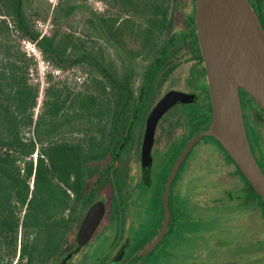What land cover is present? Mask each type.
Wrapping results in <instances>:
<instances>
[{
  "label": "flooded vegetation",
  "instance_id": "obj_1",
  "mask_svg": "<svg viewBox=\"0 0 264 264\" xmlns=\"http://www.w3.org/2000/svg\"><path fill=\"white\" fill-rule=\"evenodd\" d=\"M250 2L264 29V0ZM154 3L161 14L154 8L144 30L130 32L137 50L123 43L126 27L114 20L115 60L98 62L115 95L110 149L95 172L71 177L64 222L32 256L18 257L24 264H264V199L215 137L203 136L171 176L188 143L211 126L213 103L196 0ZM239 93L264 173V110ZM170 95L175 102L157 121L146 158L149 117ZM202 148L219 174H190ZM95 205L102 215L83 233Z\"/></svg>",
  "mask_w": 264,
  "mask_h": 264
},
{
  "label": "rangeland",
  "instance_id": "obj_2",
  "mask_svg": "<svg viewBox=\"0 0 264 264\" xmlns=\"http://www.w3.org/2000/svg\"><path fill=\"white\" fill-rule=\"evenodd\" d=\"M155 1L24 0L25 11L33 27L40 33V39H53V47L59 53L54 55L46 53L34 41L15 30L9 0H0V19H5L11 29L0 33V41L11 46L12 52L19 53L8 59L6 49L2 48L0 62L4 59V63L15 61L17 65L25 66V82L36 96L33 125L23 131L27 138H33L36 142L37 152L33 157L35 165L42 148L61 141L82 142L86 151L88 140L95 138L103 142L105 154L109 151L115 95L114 88L105 83L98 62L104 58L113 64L115 60L117 45L113 31L114 20L126 27L123 28V43L132 50H137L138 39L133 38L130 32H134L136 26H142L139 33L144 30L146 20L155 8ZM169 13L170 16L173 15L171 10ZM79 49L88 52L91 55L90 60L73 62L76 58L75 52ZM63 60H67L66 63ZM109 72L112 73L113 69ZM94 97L99 105L96 113L99 112L101 116L88 118L87 111L81 110L80 104L82 100ZM54 107L59 110L55 122L54 115L51 114ZM205 141L208 142L209 139ZM209 156L202 148L201 154L192 162L190 174H219L218 170L215 172L211 168ZM101 158L89 161L94 172L101 165ZM34 180V177L30 180L32 188ZM25 212L26 209L21 211V218ZM40 240L42 237L36 231L20 227L17 254L11 264H24L18 258L21 247L28 242L29 248L34 249ZM7 262V256L0 260V264Z\"/></svg>",
  "mask_w": 264,
  "mask_h": 264
},
{
  "label": "trees",
  "instance_id": "obj_3",
  "mask_svg": "<svg viewBox=\"0 0 264 264\" xmlns=\"http://www.w3.org/2000/svg\"><path fill=\"white\" fill-rule=\"evenodd\" d=\"M13 15L14 28L26 38L34 41L46 53L59 55L53 47V39L43 37L33 27L24 8V0H9ZM156 14L161 8L155 6ZM9 23L0 19V33L8 32ZM5 48L8 59L19 53L0 41V49ZM6 57V58H7ZM75 60H90L91 55L84 51L75 52ZM62 60V59H61ZM0 62V260L7 256V264L17 254L18 233L20 227L36 231L42 240H49L56 225L64 222L62 213L69 206L67 186L72 176L92 174L90 160L105 157L103 142L91 138L85 151L82 142L61 141L42 148L37 164L34 154L37 145L33 138H27L24 130L33 125V108L36 96L27 86L23 67L17 63ZM67 60H63L66 63ZM71 62V60H70ZM101 71V70H100ZM102 72V71H101ZM80 109L87 111V117L99 116L97 98L82 100ZM83 105V106H82ZM54 106V105H53ZM57 106V105H56ZM84 107V108H83ZM55 122L59 110H51ZM101 116V115H100ZM34 180V188L30 180ZM26 209L23 218L21 211ZM59 228V227H58ZM24 243L20 256H32L35 248Z\"/></svg>",
  "mask_w": 264,
  "mask_h": 264
},
{
  "label": "water",
  "instance_id": "obj_4",
  "mask_svg": "<svg viewBox=\"0 0 264 264\" xmlns=\"http://www.w3.org/2000/svg\"><path fill=\"white\" fill-rule=\"evenodd\" d=\"M197 28L213 103L211 126L186 146L171 172L206 135L215 137L264 199V173L250 146L239 88L264 110V29L250 0H196ZM176 98L166 97L151 113L144 141L150 157L157 121ZM103 210L95 205L82 232L90 233ZM62 264V263H60Z\"/></svg>",
  "mask_w": 264,
  "mask_h": 264
}]
</instances>
